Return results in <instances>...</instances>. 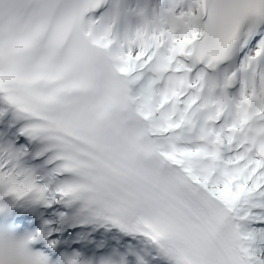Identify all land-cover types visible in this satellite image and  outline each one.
<instances>
[{
    "label": "snow or ice",
    "instance_id": "6c2138e0",
    "mask_svg": "<svg viewBox=\"0 0 264 264\" xmlns=\"http://www.w3.org/2000/svg\"><path fill=\"white\" fill-rule=\"evenodd\" d=\"M0 264H264V0H0Z\"/></svg>",
    "mask_w": 264,
    "mask_h": 264
}]
</instances>
